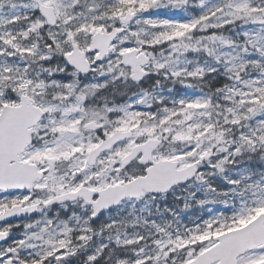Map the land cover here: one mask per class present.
I'll return each instance as SVG.
<instances>
[{"label": "snow or ice", "instance_id": "obj_1", "mask_svg": "<svg viewBox=\"0 0 264 264\" xmlns=\"http://www.w3.org/2000/svg\"><path fill=\"white\" fill-rule=\"evenodd\" d=\"M0 264H264V0H0Z\"/></svg>", "mask_w": 264, "mask_h": 264}]
</instances>
